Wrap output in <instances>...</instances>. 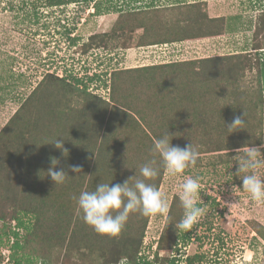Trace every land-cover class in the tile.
<instances>
[{
  "label": "trees",
  "instance_id": "obj_1",
  "mask_svg": "<svg viewBox=\"0 0 264 264\" xmlns=\"http://www.w3.org/2000/svg\"><path fill=\"white\" fill-rule=\"evenodd\" d=\"M89 1L48 0L49 5ZM179 1L174 0L167 7L179 12L190 11L183 19L174 18L171 23L157 20L147 25L140 18L138 26L143 27L144 38L139 45L224 34V17H209L200 1L186 4ZM147 12L141 9L137 14ZM152 14L156 20L157 16ZM253 26L251 51L142 67L150 70L142 94L149 91L146 104L152 99L151 105L159 110L154 119L140 115L135 106L129 112L126 101L115 96L118 87L114 83L120 79L119 71L111 73L109 100L89 91L78 76L67 78V74L45 73L0 129V221L3 223L0 246L13 239L6 264H37L39 260L41 264H152L153 261L140 257L149 216L130 213L118 236L100 235L84 222L73 197L82 191H93L98 183L123 184L134 176L128 181L131 185L140 178V167L152 161L159 174L146 182L158 188L165 169L162 158L153 148L155 141L167 133L173 137L172 145L184 147L191 143L197 152L199 146L207 152H218L260 145L262 117L258 108L263 106L264 94V60L260 56L264 49L263 14L256 16ZM115 27L134 26L119 21ZM115 37L110 31L92 34L84 43V50L106 45ZM253 65L259 72L256 96L245 97L244 91V95L226 104L225 100L234 98L239 90L240 72ZM164 67L176 69L175 74L184 81L172 84L164 71H155ZM22 77L19 73L13 78L16 82ZM79 99L82 105L77 106ZM133 113H138L139 118ZM243 114L244 125L237 130L230 129L228 125L234 117ZM144 126L146 130L142 129ZM56 139L67 150L65 156L62 149L55 147ZM52 159L59 161L55 167ZM70 166H79L81 172H71ZM50 168L63 170L69 177L63 184H54L48 175ZM16 185L21 187L23 196L15 194ZM183 211L179 196L174 195L157 240L154 254L158 262L177 264L179 258H158V251H171L177 248L180 238L189 236V232L181 233L175 227ZM25 216L33 221L24 220ZM12 221H16L15 229L10 227ZM19 228L25 230L22 238ZM257 232L264 241V230L257 228ZM0 260L3 262L1 254ZM199 260V255L186 256L184 264Z\"/></svg>",
  "mask_w": 264,
  "mask_h": 264
},
{
  "label": "rangeland",
  "instance_id": "obj_2",
  "mask_svg": "<svg viewBox=\"0 0 264 264\" xmlns=\"http://www.w3.org/2000/svg\"><path fill=\"white\" fill-rule=\"evenodd\" d=\"M173 1L154 0L148 7L145 4L148 0H91L61 5H49L48 0H0V129L47 72L67 74V78L69 75L78 76L89 91L109 100L113 83L111 73L119 71L120 79L114 83L118 87L115 96L126 101L129 112H133L132 107L135 106L140 115L154 119L159 110L151 105L152 99L146 104L149 91L142 94L144 83L149 81L150 70H142V67L251 51L253 25L257 15L263 14L264 18V0H180L184 4L200 1L209 17L222 16L227 24L239 20L236 23L240 31L224 32L220 37L154 43L157 46L152 48L139 45L144 38V29L138 26L140 18L147 25L157 20L171 23L174 18L183 19L191 13L167 7ZM141 9L148 12L138 15ZM152 13L157 16L156 20L151 17ZM119 21L130 22L134 27L117 28ZM109 31L117 37L109 39L106 45L84 50L83 45L90 35ZM260 56L264 60V49ZM130 68L131 71H125ZM196 68L197 65L194 70ZM155 71H164L166 79L171 77L172 84L184 81L183 77L175 74L176 69L164 67ZM19 73L23 77L15 82L13 77ZM258 74L255 65L241 71L237 81L239 90L225 103L230 104L236 96L244 95V91L245 97L256 96ZM75 104L82 105V100ZM262 104L258 113L262 117L261 144H264V94ZM134 115L139 118L138 113ZM143 128L146 130L145 126ZM203 148L199 146L196 164L189 166L183 174L169 177L164 170L158 190L168 205L174 195L179 196V186L186 179H198L203 201L198 206L204 208L205 215L190 231L181 230V233L189 232V236L180 238L177 248L158 251V258L176 256L179 258L177 264H184L186 256L199 255L200 260L195 264H264V241L257 232V228L264 230V205L251 200L242 187V180L235 175L238 167L235 156L244 148L218 152H207ZM261 153L264 156V148H261ZM258 172L264 178V167ZM14 192L23 196L20 186L16 185ZM165 217L149 216L140 250L142 260L165 264L158 262L154 254ZM23 218L33 221L29 216ZM15 225L16 221H12L10 227L15 229ZM18 230L22 238L25 230ZM2 231L3 223L0 221V233ZM12 240L0 246L3 257L0 264L8 261ZM38 262L41 264L40 260Z\"/></svg>",
  "mask_w": 264,
  "mask_h": 264
},
{
  "label": "clouds",
  "instance_id": "obj_3",
  "mask_svg": "<svg viewBox=\"0 0 264 264\" xmlns=\"http://www.w3.org/2000/svg\"><path fill=\"white\" fill-rule=\"evenodd\" d=\"M245 123L244 114L235 116L233 122L228 125L230 129H240ZM172 136L168 133L157 139L153 151L159 154L163 161V167L169 177H176L184 173L189 166H194L198 159V152L192 144L184 147L171 144ZM57 149H62V154L67 153L63 149L62 141L53 142ZM244 151L237 154L238 163L235 175L242 180V187L252 201L258 205H264V178L258 172L264 167V156L260 146H245ZM68 154V153H67ZM65 156V155H64ZM59 161L52 159L51 164L55 167ZM155 161L144 164L140 167V178L129 185L127 180L123 184L98 183L93 191H82L77 201L78 208L83 214L84 222L89 225L97 234L109 237L118 236L129 214L140 212L143 216L155 217L166 215L169 205L162 196V193L153 184L146 181L154 179L159 174V169L154 167ZM73 173H80L79 166H70ZM241 174H244L241 176ZM48 175L54 184H63L69 177L63 170L54 171L49 169ZM179 199L183 208V216L175 226L180 230L190 231L193 226L200 222L205 215L203 204L200 199V183L198 179L188 178L179 186Z\"/></svg>",
  "mask_w": 264,
  "mask_h": 264
},
{
  "label": "crops",
  "instance_id": "obj_4",
  "mask_svg": "<svg viewBox=\"0 0 264 264\" xmlns=\"http://www.w3.org/2000/svg\"><path fill=\"white\" fill-rule=\"evenodd\" d=\"M157 1H159V0H157ZM161 1V0H160ZM164 1H166V0H164ZM153 2H154V0H148V2H146L145 4H147L148 5V7H150L151 5H153ZM146 5V6H147ZM212 15H214L213 13H211V16ZM236 22H238L239 23V20H236ZM236 22H232V21H230L228 24L226 23V28L227 29H225V32H230V33H232V32H238V31H240V27H239V24H237ZM218 37H220V36H218ZM164 44H167V43H164ZM155 46H157L156 44H150V45H148V47H155ZM240 52H244V51H236V52H233V53H240ZM232 53V54H233ZM201 58H203V57H201ZM205 58V57H204ZM170 62H174V61H170Z\"/></svg>",
  "mask_w": 264,
  "mask_h": 264
}]
</instances>
